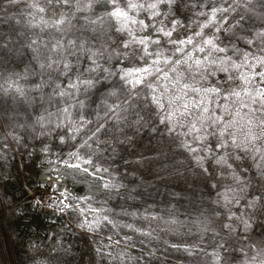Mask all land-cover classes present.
I'll use <instances>...</instances> for the list:
<instances>
[{"label": "rangeland", "instance_id": "obj_1", "mask_svg": "<svg viewBox=\"0 0 264 264\" xmlns=\"http://www.w3.org/2000/svg\"><path fill=\"white\" fill-rule=\"evenodd\" d=\"M28 2L0 0V44L6 43L0 51V264H260L264 260V141L257 142L259 151H241L221 147L213 135L200 142L178 134L184 129L169 133L157 122L153 106L133 107L140 103L135 99L122 113L126 119L100 121L99 99L106 83L88 93L83 109H70L73 119L82 114L91 121L74 138L70 128L53 125H48L53 129L50 134L40 135L47 129L35 124L38 115L76 102L74 97L54 93L74 91L70 85L78 78L104 75L100 69L89 72V48L94 52L98 47L94 37L102 29L108 30L103 39L111 37L119 43L128 37L115 30L119 24L111 15L117 6L124 7V0L118 5L113 0L44 5L72 18L73 27L64 33L66 45L72 39L85 43L84 50L76 49L74 55L69 54L72 48L64 52L69 68L56 63L40 69L38 64L45 58H37L28 43L37 39L49 44L50 37L60 33L31 27L28 13L33 10ZM222 3L212 0L205 8H183L176 15L188 23L204 21L194 13ZM249 8L251 36L264 27V0H253ZM130 14L155 23L147 13ZM43 15L47 18V12ZM150 33L151 28L137 36ZM183 34L184 29L178 28L173 38ZM152 38H157L155 33ZM237 43L248 48L242 41ZM42 44L34 47L43 53ZM252 51H257L255 45ZM98 62L117 72L133 71L144 63L139 55ZM13 82L23 89V97L10 87ZM78 95L84 98L82 90ZM210 108L223 115L215 104ZM252 118L264 119V111L258 109ZM100 123L103 127L96 132ZM73 152L80 159L72 157ZM221 155L227 163L215 162ZM197 156L205 157L203 166ZM84 159L91 164H84ZM76 164L79 167L69 166ZM96 167L107 171L97 172ZM59 201L70 207L60 211Z\"/></svg>", "mask_w": 264, "mask_h": 264}, {"label": "snow or ice", "instance_id": "obj_2", "mask_svg": "<svg viewBox=\"0 0 264 264\" xmlns=\"http://www.w3.org/2000/svg\"><path fill=\"white\" fill-rule=\"evenodd\" d=\"M11 2L15 3L17 0ZM69 2L70 0H29L27 4L28 8L33 10L28 13L31 17L28 24L31 27L39 28L41 32L52 29L55 33H60L59 37H50L49 44H42L37 39L28 43L27 47L37 54V58H45L46 62L38 64L40 69L51 68L56 63H63L67 69L70 66L64 59L67 48L73 49L69 53L72 55L76 49L84 50V41L77 43L72 39L65 44L64 33L73 27L72 18L50 11L44 6L67 5ZM80 2L81 0H76L77 4ZM119 2L120 0H113L114 4L118 5ZM210 2L212 0H124V7L117 6L111 15L119 24L115 30L126 34L128 39H121L119 43L112 41L111 37L103 39L107 29H102L94 37L98 47L94 52L89 48L92 64L89 72L96 73L100 69L104 75L90 74L86 78H78L76 83L70 85L74 91L61 90L54 93L59 97H74L76 102H69L56 112H48L45 109L47 115H38L35 124L47 129L39 134H50L53 129L48 128V125H53L54 128H70L74 138L75 134L91 121L85 120L82 114L73 119L70 109H83L88 93L97 85L106 83L107 86L99 99V107L103 113H97V119L100 121L126 119L122 113L129 110L128 106L135 99L140 103L133 107L153 106L157 122L164 124L169 133L184 129L178 134L193 136L200 142L213 135L221 147L259 151L256 144L258 141H264V119L257 122L252 118V114L258 109L264 111V27L255 31L254 35L247 34L248 29L253 27L249 23L252 17L248 15L253 11L249 8L253 0H223L220 6L213 5L208 12L194 13L196 16L205 17L204 21L195 19L188 23L176 15V12L183 8H205ZM223 4L228 6L224 7ZM161 6H164L163 10ZM46 12L47 18L43 15ZM139 12L147 13L148 19L155 23H146L145 20H138L136 15L130 14ZM36 13L41 15L37 16ZM236 13L239 14L230 21L229 17ZM135 25H139V28L133 27ZM193 25L195 31H192ZM149 28L157 38H152V33L147 37L137 36V32ZM178 28H183L184 34L173 38ZM189 32L191 34H188ZM237 41H242L248 48L241 49ZM38 43L42 44L45 52L42 53L40 47H34ZM253 45L257 49L255 52L252 51ZM4 48L6 43L0 44V51ZM128 49L132 52L125 51ZM53 54H56V59H53ZM129 55H139L144 61L143 65L133 71L120 69L117 72L98 62L100 58L122 61ZM10 87H14L21 97L24 96L23 89L15 82ZM56 87L59 88V85ZM81 90L83 99L78 95ZM210 104H215L216 109L223 115L217 114L216 110L210 108ZM51 117H56V121ZM102 127L103 123L98 124L95 131L99 132ZM254 128H259L260 131L254 132ZM209 129L212 131L209 132ZM61 142H64L63 137ZM183 146L192 152L197 151L187 142H183ZM70 155L80 159L78 152ZM195 159L203 166L205 157L197 156ZM215 162L227 163L225 155H221ZM83 163L91 164V160L84 159ZM69 166L79 167L78 164ZM101 170L107 171L96 167L97 172ZM57 207L63 211L70 205L59 201ZM252 259L257 257L253 256ZM260 264H264V260H261Z\"/></svg>", "mask_w": 264, "mask_h": 264}]
</instances>
